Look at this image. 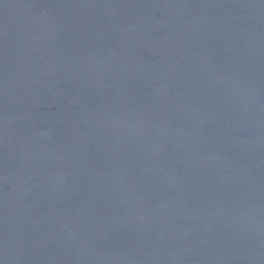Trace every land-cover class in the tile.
Wrapping results in <instances>:
<instances>
[{
	"label": "water",
	"instance_id": "1",
	"mask_svg": "<svg viewBox=\"0 0 264 264\" xmlns=\"http://www.w3.org/2000/svg\"><path fill=\"white\" fill-rule=\"evenodd\" d=\"M0 264H264V0H0Z\"/></svg>",
	"mask_w": 264,
	"mask_h": 264
}]
</instances>
